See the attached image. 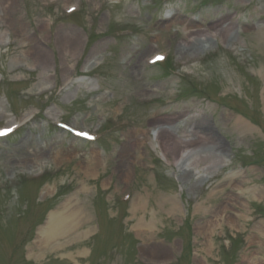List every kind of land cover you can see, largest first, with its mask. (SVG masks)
<instances>
[{
    "label": "rangeland",
    "instance_id": "1",
    "mask_svg": "<svg viewBox=\"0 0 264 264\" xmlns=\"http://www.w3.org/2000/svg\"><path fill=\"white\" fill-rule=\"evenodd\" d=\"M0 133V264H264V0H0Z\"/></svg>",
    "mask_w": 264,
    "mask_h": 264
},
{
    "label": "bare ground",
    "instance_id": "2",
    "mask_svg": "<svg viewBox=\"0 0 264 264\" xmlns=\"http://www.w3.org/2000/svg\"><path fill=\"white\" fill-rule=\"evenodd\" d=\"M188 29L191 30V28H186L187 30V34L185 36L186 39H189L194 34V32L188 31ZM195 46H200V44L197 43L195 45V43H193L188 47V49L195 50L196 49ZM235 124L240 125V122L236 120ZM199 134H202L205 137L210 136L209 138H211V140L213 141L215 149L217 150L216 152L219 153L222 150L221 143L217 139H215L213 136L207 134L205 128H202L201 126L198 127L197 124L192 126L191 135H190L192 139L188 140L187 144L192 143V141L195 142V139ZM182 175H188V174L183 173ZM182 177H185V176H182ZM80 217L84 219L86 216L81 215V213L80 215L73 214L72 218H69L67 216L59 217V216H54L52 214L49 215L47 218V221L45 222V225L36 230V241L37 242L35 244L37 248L39 249L38 250L39 253L42 252L46 248L47 245L54 243L57 238L67 235L69 233L75 232L77 228L81 227L82 225L77 223ZM88 232L89 231H86L85 233H88ZM85 233H82V235H84Z\"/></svg>",
    "mask_w": 264,
    "mask_h": 264
},
{
    "label": "snow or ice",
    "instance_id": "3",
    "mask_svg": "<svg viewBox=\"0 0 264 264\" xmlns=\"http://www.w3.org/2000/svg\"><path fill=\"white\" fill-rule=\"evenodd\" d=\"M0 135H3V133H0Z\"/></svg>",
    "mask_w": 264,
    "mask_h": 264
}]
</instances>
